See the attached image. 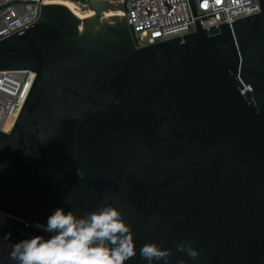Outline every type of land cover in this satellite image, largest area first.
I'll return each mask as SVG.
<instances>
[{"label":"water","instance_id":"1","mask_svg":"<svg viewBox=\"0 0 264 264\" xmlns=\"http://www.w3.org/2000/svg\"><path fill=\"white\" fill-rule=\"evenodd\" d=\"M257 1L256 15L136 47L124 14L110 16L120 3L107 18L106 0H41L35 22L0 39V73L35 74L0 131V211L36 227L57 207L112 206L135 253L124 264H264ZM151 244L168 255L149 262Z\"/></svg>","mask_w":264,"mask_h":264},{"label":"built area","instance_id":"2","mask_svg":"<svg viewBox=\"0 0 264 264\" xmlns=\"http://www.w3.org/2000/svg\"><path fill=\"white\" fill-rule=\"evenodd\" d=\"M52 0H43L49 3ZM88 7V0H65ZM121 4L126 23L136 47L171 40L202 29L239 20L260 12L257 0H193L192 14L188 0H111ZM41 0H0V39L35 22ZM108 10L110 0H106ZM119 5L111 4L114 11ZM124 14V17H123ZM31 71L0 73V131L9 133L34 81ZM0 264H19L12 258L13 245L33 236L48 234L20 219L0 211Z\"/></svg>","mask_w":264,"mask_h":264},{"label":"clouds","instance_id":"3","mask_svg":"<svg viewBox=\"0 0 264 264\" xmlns=\"http://www.w3.org/2000/svg\"><path fill=\"white\" fill-rule=\"evenodd\" d=\"M36 227L48 236H33L13 245L11 256L19 264H124L135 254L129 227L112 206L83 218L57 207L45 224ZM188 254L195 258L197 252L189 249ZM141 255L151 262L168 252L151 244L143 247Z\"/></svg>","mask_w":264,"mask_h":264},{"label":"bare ground","instance_id":"4","mask_svg":"<svg viewBox=\"0 0 264 264\" xmlns=\"http://www.w3.org/2000/svg\"><path fill=\"white\" fill-rule=\"evenodd\" d=\"M49 3H64V4H69V5H75L77 7V9L79 10L78 5L76 3L70 2V1H65V0H52ZM105 15H106L107 18H109V10L105 12ZM110 16H111V18H120L121 17V14H120L119 11L111 10L110 11Z\"/></svg>","mask_w":264,"mask_h":264},{"label":"rangeland","instance_id":"5","mask_svg":"<svg viewBox=\"0 0 264 264\" xmlns=\"http://www.w3.org/2000/svg\"><path fill=\"white\" fill-rule=\"evenodd\" d=\"M78 8H79V10H82V9H89V7H83V6H80V5H78ZM110 10V9H109ZM112 10V9H111Z\"/></svg>","mask_w":264,"mask_h":264}]
</instances>
